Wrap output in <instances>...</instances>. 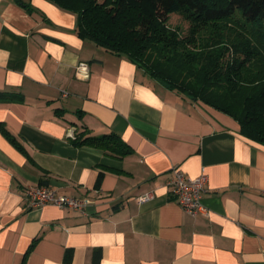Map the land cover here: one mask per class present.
I'll list each match as a JSON object with an SVG mask.
<instances>
[{
    "label": "crops",
    "instance_id": "crops-1",
    "mask_svg": "<svg viewBox=\"0 0 264 264\" xmlns=\"http://www.w3.org/2000/svg\"><path fill=\"white\" fill-rule=\"evenodd\" d=\"M79 61L85 80L74 74ZM0 92L9 93L0 100V264H264V144L231 115L80 37L75 12L0 0ZM69 128L113 132L130 152L78 145ZM173 169L207 176V215L175 201ZM26 185L91 203L82 213L31 208Z\"/></svg>",
    "mask_w": 264,
    "mask_h": 264
},
{
    "label": "trees",
    "instance_id": "trees-1",
    "mask_svg": "<svg viewBox=\"0 0 264 264\" xmlns=\"http://www.w3.org/2000/svg\"><path fill=\"white\" fill-rule=\"evenodd\" d=\"M51 1L76 13L80 37L127 56L169 90L231 115L246 137L264 144V0ZM176 13L189 22L185 33L167 24ZM72 139L119 156L130 152L113 132H74Z\"/></svg>",
    "mask_w": 264,
    "mask_h": 264
},
{
    "label": "built area",
    "instance_id": "built-area-1",
    "mask_svg": "<svg viewBox=\"0 0 264 264\" xmlns=\"http://www.w3.org/2000/svg\"><path fill=\"white\" fill-rule=\"evenodd\" d=\"M74 74L77 79L85 80L89 77V66L85 61H79L75 65ZM68 137H74V129L67 130ZM172 177L166 182L168 191L174 197L180 207L192 216L208 214V209L202 203V196L207 184V176L202 173L197 177H186L177 169L172 170ZM24 195L28 207L35 208L45 204H52L60 208L73 209L84 212L91 203L87 196L73 197L57 194L46 185H26ZM150 192L140 195L139 202L151 198Z\"/></svg>",
    "mask_w": 264,
    "mask_h": 264
},
{
    "label": "rangeland",
    "instance_id": "rangeland-1",
    "mask_svg": "<svg viewBox=\"0 0 264 264\" xmlns=\"http://www.w3.org/2000/svg\"><path fill=\"white\" fill-rule=\"evenodd\" d=\"M167 24L172 29H180L182 33H185L189 27L188 20L179 13L170 15V18Z\"/></svg>",
    "mask_w": 264,
    "mask_h": 264
}]
</instances>
